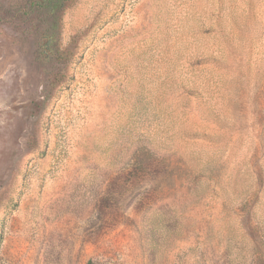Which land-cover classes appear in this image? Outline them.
<instances>
[{
    "label": "rangeland",
    "instance_id": "374dc122",
    "mask_svg": "<svg viewBox=\"0 0 264 264\" xmlns=\"http://www.w3.org/2000/svg\"><path fill=\"white\" fill-rule=\"evenodd\" d=\"M0 0V264H264V0H69L39 56Z\"/></svg>",
    "mask_w": 264,
    "mask_h": 264
},
{
    "label": "trees",
    "instance_id": "16d2710c",
    "mask_svg": "<svg viewBox=\"0 0 264 264\" xmlns=\"http://www.w3.org/2000/svg\"><path fill=\"white\" fill-rule=\"evenodd\" d=\"M69 0H33L28 9L25 7L19 8V15L28 17L31 14H49L51 19L49 22H37L34 25V30L39 39V56L44 59L57 56L59 51L56 49L54 38L58 32V20L60 18L61 11L64 3Z\"/></svg>",
    "mask_w": 264,
    "mask_h": 264
}]
</instances>
